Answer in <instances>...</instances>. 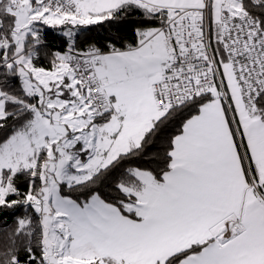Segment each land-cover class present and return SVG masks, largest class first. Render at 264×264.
Instances as JSON below:
<instances>
[{
  "label": "snow or ice",
  "instance_id": "6c2138e0",
  "mask_svg": "<svg viewBox=\"0 0 264 264\" xmlns=\"http://www.w3.org/2000/svg\"><path fill=\"white\" fill-rule=\"evenodd\" d=\"M0 264H264V0H0Z\"/></svg>",
  "mask_w": 264,
  "mask_h": 264
},
{
  "label": "trees",
  "instance_id": "16d2710c",
  "mask_svg": "<svg viewBox=\"0 0 264 264\" xmlns=\"http://www.w3.org/2000/svg\"><path fill=\"white\" fill-rule=\"evenodd\" d=\"M123 32L124 34L128 35L129 38H131V26H128L127 28H125ZM93 35H95V33H93Z\"/></svg>",
  "mask_w": 264,
  "mask_h": 264
}]
</instances>
